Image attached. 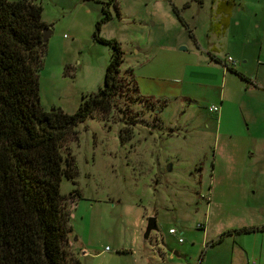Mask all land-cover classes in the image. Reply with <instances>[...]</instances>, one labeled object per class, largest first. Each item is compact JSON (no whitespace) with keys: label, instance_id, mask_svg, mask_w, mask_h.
Listing matches in <instances>:
<instances>
[{"label":"rangeland","instance_id":"obj_1","mask_svg":"<svg viewBox=\"0 0 264 264\" xmlns=\"http://www.w3.org/2000/svg\"><path fill=\"white\" fill-rule=\"evenodd\" d=\"M37 2L39 18L49 30L37 71L38 102L44 111L57 108L71 113L81 95L101 86L110 49L91 37L100 7L108 18L96 34L118 44V72L124 80L127 72L133 77L152 68L157 75L178 77L183 64L195 60L192 35L202 38L201 49L214 45L224 57L231 35L238 32L229 27L220 37L205 31L212 7L208 0ZM239 3L255 4L256 11L250 6L237 12L234 8L231 18L243 20L241 26L251 39L260 38L264 57V0ZM206 34L211 41L207 46ZM247 88L241 95L245 107L235 117L239 115L241 124L249 126L254 120V130L262 135L264 90ZM191 94L189 102L161 100L162 107L156 110L131 100L129 93L122 94L113 108L94 110L72 127L74 135L66 138L65 146L76 174L73 183L64 178L58 183L73 231L65 247L74 256L70 235L71 239L80 235L96 248L88 250L86 257L78 256L79 264H152L153 249L148 243L152 236L141 237L145 218L152 214L157 232L169 247L176 244V236L180 246L193 250L202 233L217 236L225 230L253 228L258 237L253 250L260 258L253 255L251 260L264 264V154L254 152L247 163L239 144L222 143L216 157L214 113L206 107L210 95L202 96L197 90ZM247 106L250 113L244 116ZM230 123L226 129L238 128L234 121ZM168 227L180 233L166 234ZM157 240L152 239V244ZM192 250L187 258L195 260L200 248L193 254Z\"/></svg>","mask_w":264,"mask_h":264},{"label":"trees","instance_id":"obj_2","mask_svg":"<svg viewBox=\"0 0 264 264\" xmlns=\"http://www.w3.org/2000/svg\"><path fill=\"white\" fill-rule=\"evenodd\" d=\"M99 9L91 37L110 49L101 86L81 95L76 109L64 113L44 111L38 102L37 71L45 49L40 5L37 0H0V264H78L65 247L69 212L58 192L60 178L73 183L76 174L66 138L73 137L77 122L94 110L113 108L122 94L150 109L161 106L139 95L128 76L119 75L118 44L96 34L108 18ZM252 230H225L209 244Z\"/></svg>","mask_w":264,"mask_h":264},{"label":"crops","instance_id":"obj_3","mask_svg":"<svg viewBox=\"0 0 264 264\" xmlns=\"http://www.w3.org/2000/svg\"><path fill=\"white\" fill-rule=\"evenodd\" d=\"M208 1L212 4V7L206 23V32L210 31L215 36L219 35L221 37L229 27L238 29L237 33L231 35L229 46L222 52V55L229 56L234 60L232 66L223 62V57L219 56L214 45L210 49H201L198 43L203 41L202 38H196L192 35L191 43L196 48V51L193 52L195 54V60L184 63L178 77H168L162 74L157 75L154 72V68L151 71L136 74L133 77L129 76L130 72H128V77L133 82L136 92L139 95L148 96L158 102L164 99L178 101L181 98L189 102L192 100L190 98L192 90H197L198 94L202 96L209 94L211 100L208 101L206 107L209 105L217 106V110L213 112L214 143L216 149H219L216 157L221 153L222 143L231 144V146L237 143L243 154V159L249 163L251 155L254 152H262L264 154V133L261 132L262 135H258L254 130V120H252L249 126L248 123L241 124L238 117L243 107H245L241 95L245 93V90L248 89L247 87L252 86V88L256 87L264 90L263 45L259 37L251 39L252 37H250L249 31L241 26L243 20L233 19L231 18V14L234 12V8H237L235 11L237 12L239 9H247L249 6L252 10L256 11V7L255 4H250L249 6L240 4L239 1L241 0ZM253 14H256V12ZM184 23L187 25L186 22ZM254 28H256V25ZM204 41L206 42V46L211 43L208 34L204 35ZM162 70L164 71V69ZM245 110L243 113L244 116L250 113L248 106ZM237 113L239 115L235 117ZM232 121L235 122L232 124L237 125L238 128L226 129V124ZM243 125L245 126L244 129L242 127ZM152 217L155 224V215L152 214ZM199 227L201 226L199 225ZM176 232L177 230L174 229V234L169 235L176 236L180 233V231L178 233ZM71 233H73L72 229ZM255 233L254 230L245 233H230L211 244L209 242L213 241L218 235L216 236L215 232L213 234L202 233L193 250L192 248L189 249L188 246H180L182 243L181 241H176L177 236L175 239L176 244L169 247L157 232L156 227L154 231L148 232L145 239L149 235L152 236L148 240V243L153 249L149 258L152 264H253L254 260H251L253 258L252 256L255 255L253 247L255 244H258V237L254 236ZM166 234L168 233L166 232ZM152 239H158L157 246L152 244ZM158 241H160L159 244ZM70 243L72 244L74 257L77 261L78 256H88V250H96V248L87 245L80 235L78 237L75 236L74 240L71 239L70 235ZM224 243L226 245L222 246ZM198 247L200 251L195 260H190V257L187 258V254L191 250L193 254V251ZM96 254L98 253L93 254V256ZM255 256V259L259 260L260 254L257 253ZM185 258L188 260L185 261Z\"/></svg>","mask_w":264,"mask_h":264},{"label":"water","instance_id":"obj_4","mask_svg":"<svg viewBox=\"0 0 264 264\" xmlns=\"http://www.w3.org/2000/svg\"><path fill=\"white\" fill-rule=\"evenodd\" d=\"M49 35V30L46 26L42 27L41 29V41L45 42L47 37ZM155 230V224H154V219L152 216H148L145 218V223H144V227H143V231L141 234V237L143 239H145L147 237V234L149 231H154ZM72 240H74V238H72Z\"/></svg>","mask_w":264,"mask_h":264},{"label":"built area","instance_id":"obj_5","mask_svg":"<svg viewBox=\"0 0 264 264\" xmlns=\"http://www.w3.org/2000/svg\"><path fill=\"white\" fill-rule=\"evenodd\" d=\"M222 60H223V62L225 63V64H228V65H230V66H232L233 64H234V60L231 58V57H229V56H224L223 58H222ZM217 110V106L216 105H209L208 107H207V111L208 112H215ZM197 227L199 226V225H196ZM166 232L168 233V234H174V229H172V228H168L167 230H166ZM176 241H180V239L179 238H177L176 239Z\"/></svg>","mask_w":264,"mask_h":264}]
</instances>
